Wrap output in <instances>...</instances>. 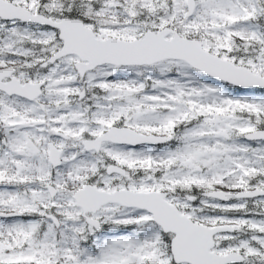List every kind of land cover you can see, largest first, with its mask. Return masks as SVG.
Wrapping results in <instances>:
<instances>
[{
  "label": "snow or ice",
  "instance_id": "snow-or-ice-1",
  "mask_svg": "<svg viewBox=\"0 0 264 264\" xmlns=\"http://www.w3.org/2000/svg\"><path fill=\"white\" fill-rule=\"evenodd\" d=\"M0 264H264V0H0Z\"/></svg>",
  "mask_w": 264,
  "mask_h": 264
}]
</instances>
